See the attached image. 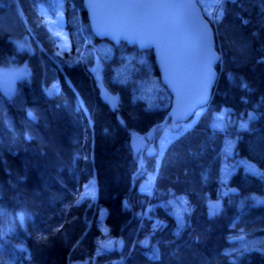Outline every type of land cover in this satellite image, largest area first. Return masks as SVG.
I'll return each instance as SVG.
<instances>
[{
    "label": "trees",
    "instance_id": "obj_1",
    "mask_svg": "<svg viewBox=\"0 0 264 264\" xmlns=\"http://www.w3.org/2000/svg\"><path fill=\"white\" fill-rule=\"evenodd\" d=\"M200 6L221 55L217 84L158 164L147 137L172 98L153 51L97 39L84 0H0V69L28 71L13 94L0 90V264H264V0H221L215 15ZM41 8L64 14L70 51ZM133 135L146 137L143 155ZM90 182L96 197L78 203ZM124 202L122 250L98 255L99 209ZM240 236L263 243L236 251Z\"/></svg>",
    "mask_w": 264,
    "mask_h": 264
},
{
    "label": "water",
    "instance_id": "obj_2",
    "mask_svg": "<svg viewBox=\"0 0 264 264\" xmlns=\"http://www.w3.org/2000/svg\"><path fill=\"white\" fill-rule=\"evenodd\" d=\"M84 7L97 39L154 53L161 84L172 102L167 118L147 137L152 142L151 149L157 130L170 125L173 132H179L183 124L210 104L221 55L216 49L214 29L198 0H84ZM15 89L16 77L6 78L0 72V90L13 94ZM145 143L146 137L131 138L132 149L141 155ZM245 239L235 237L232 242ZM116 250L121 252L120 242Z\"/></svg>",
    "mask_w": 264,
    "mask_h": 264
},
{
    "label": "rangeland",
    "instance_id": "obj_3",
    "mask_svg": "<svg viewBox=\"0 0 264 264\" xmlns=\"http://www.w3.org/2000/svg\"><path fill=\"white\" fill-rule=\"evenodd\" d=\"M221 0H198L199 5L205 6L209 5L208 11L205 9L206 12L213 13L215 15V9H213V5H217ZM41 13L44 16L45 23L48 29L51 31L55 39L57 40L58 47L61 51H70L71 49V40L70 36L66 30V20L64 14L60 11L55 16L49 14L44 8H41ZM219 16V14H218ZM20 48L28 46L27 41L18 42ZM0 72L4 74L6 78L16 77V83L19 80H22L28 76V71L26 67H13L9 69H0ZM94 72L96 77L99 79V84L102 87L101 83V75H100V68L98 63L94 68ZM149 92L153 91L152 88L148 89ZM103 97L112 105L116 106L117 99L110 96L106 90L102 87ZM154 97L156 92L151 93ZM203 110H199L194 118L182 125V128L179 132H173L171 126L168 125L167 127L162 129L161 137L157 142V145L151 149V143H149L150 150L154 152V155L157 156V163L159 164L163 154L165 153L168 146L178 137L183 135L185 132L190 130L198 119L201 117ZM246 127V126H245ZM246 169L248 172L251 173H258V168L253 165L252 163L246 162ZM231 174V169L228 166H224L222 169V183L225 184L229 180V175ZM155 181V175H149L147 180L144 181L140 187L139 191L144 194L151 193V186ZM229 190V189H228ZM231 191V190H230ZM96 197L95 193V185L93 182L86 184L83 188L82 193L78 198V203H81L86 198L94 199ZM258 204L264 203V198L256 199ZM97 203V201H96ZM125 205V206H124ZM123 203H110L105 206L100 207L99 209V220L102 223V233L103 237L100 239L99 242V252H111L116 249L117 247V238L119 234V228L127 219H129V211L127 209V204ZM124 206V207H123ZM219 205L213 204V211H218ZM263 241L253 240L249 242H241L239 243L236 251H242L243 249H254L258 245L262 244ZM76 264H87V263H76Z\"/></svg>",
    "mask_w": 264,
    "mask_h": 264
},
{
    "label": "crops",
    "instance_id": "obj_4",
    "mask_svg": "<svg viewBox=\"0 0 264 264\" xmlns=\"http://www.w3.org/2000/svg\"><path fill=\"white\" fill-rule=\"evenodd\" d=\"M107 204H110V203H106V204H104V206H105V205H107ZM102 253H103V252H102ZM102 253H101V252H99V250H98V255H99V254H102Z\"/></svg>",
    "mask_w": 264,
    "mask_h": 264
},
{
    "label": "snow or ice",
    "instance_id": "obj_5",
    "mask_svg": "<svg viewBox=\"0 0 264 264\" xmlns=\"http://www.w3.org/2000/svg\"><path fill=\"white\" fill-rule=\"evenodd\" d=\"M212 59H218V57H212Z\"/></svg>",
    "mask_w": 264,
    "mask_h": 264
}]
</instances>
